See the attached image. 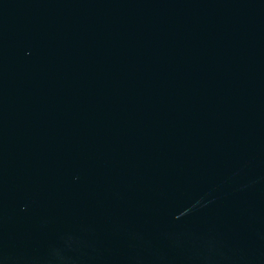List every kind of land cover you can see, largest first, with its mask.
Wrapping results in <instances>:
<instances>
[{"label": "water", "instance_id": "95a60500", "mask_svg": "<svg viewBox=\"0 0 264 264\" xmlns=\"http://www.w3.org/2000/svg\"><path fill=\"white\" fill-rule=\"evenodd\" d=\"M0 264H264V0H0Z\"/></svg>", "mask_w": 264, "mask_h": 264}]
</instances>
